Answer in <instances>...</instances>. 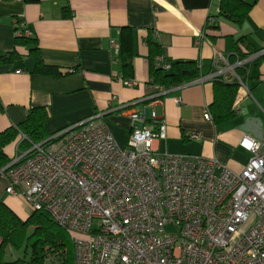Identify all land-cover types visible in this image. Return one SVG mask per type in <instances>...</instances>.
<instances>
[{"label": "crops", "instance_id": "crops-1", "mask_svg": "<svg viewBox=\"0 0 264 264\" xmlns=\"http://www.w3.org/2000/svg\"><path fill=\"white\" fill-rule=\"evenodd\" d=\"M220 2L0 0V57L16 52L13 61H0V133L17 128L34 108L47 111L51 133L105 112L115 141L127 147L132 132L142 127L130 114L144 108L146 128L156 127L150 118L153 110L167 126L166 140L154 142L158 153L214 159L220 165L217 175L224 167L240 173L250 158L240 142L245 137L264 139V57L247 78L251 96L244 98L238 86L234 103L241 99L242 113L220 124L205 119L206 113L212 115L214 81L198 79L165 89L151 77L150 42L160 50L157 65L195 62L210 65V73L216 51L235 63L243 54L264 48V0L240 22L221 17ZM64 10H70L69 17ZM211 17L218 23L208 24ZM16 32L30 34L27 39L36 42L46 65L75 72L59 78L34 73L33 45H20ZM126 63L132 65L131 75ZM131 81L135 84L129 86ZM16 141L6 148L10 157H15ZM7 187L1 179L0 202L18 216L23 207L31 215L23 199L8 194Z\"/></svg>", "mask_w": 264, "mask_h": 264}, {"label": "built area", "instance_id": "built-area-1", "mask_svg": "<svg viewBox=\"0 0 264 264\" xmlns=\"http://www.w3.org/2000/svg\"><path fill=\"white\" fill-rule=\"evenodd\" d=\"M262 57L264 48L231 63L216 51L213 72L200 80L231 81L250 97L247 78ZM240 102L235 114L242 113ZM105 115L32 144L0 170L8 194L32 212H48L71 234L74 264H264V139L245 137L240 146L250 154L247 165L217 175L214 159L158 153L154 142L166 140L167 126L154 110V129L145 127L146 109L130 114L142 127L125 149ZM205 119L211 121V113Z\"/></svg>", "mask_w": 264, "mask_h": 264}, {"label": "trees", "instance_id": "trees-1", "mask_svg": "<svg viewBox=\"0 0 264 264\" xmlns=\"http://www.w3.org/2000/svg\"><path fill=\"white\" fill-rule=\"evenodd\" d=\"M258 0H221L220 15L226 20L240 22L247 17L250 10ZM70 16V10H64V17ZM20 45L31 44L30 53L36 58L34 73L42 76L59 78L71 72H61L59 68L46 65L39 53L35 41L26 37L17 38ZM152 49L151 77L154 84L172 89L191 83L210 73V65L198 66L195 62H176L170 69L157 65L156 57H159L158 45L150 42ZM16 52L8 53L0 57L1 62H10L15 58ZM247 54H243L245 56ZM156 60V61H155ZM124 68L130 75L132 65L124 64ZM214 83L215 97L210 106L212 120L217 124L228 121L234 114L233 105L236 99L238 85L222 80ZM48 113L43 108L31 109L26 120L17 128L8 129L0 133V170L6 168L14 159L6 153V148L12 143L20 142L22 135L26 140L21 146L26 149L32 144H40L52 134L47 126ZM32 231L29 234V231ZM10 246L16 250L25 246L30 250V260L18 259L6 260V248ZM75 252L71 240V234L58 226L46 211L32 212L26 219H21L10 207L0 202V264H45L47 260L56 264H74Z\"/></svg>", "mask_w": 264, "mask_h": 264}, {"label": "rangeland", "instance_id": "rangeland-1", "mask_svg": "<svg viewBox=\"0 0 264 264\" xmlns=\"http://www.w3.org/2000/svg\"><path fill=\"white\" fill-rule=\"evenodd\" d=\"M119 147L121 148V149H125L126 147L124 146V145H122V144H119ZM26 151V148L25 147H22L21 145H19L18 147H17V150H16V152H15V157H17V156H20L23 152H25ZM1 179H5L6 180V178L4 177V176H1L0 177V180ZM24 207H23V209L21 208V212H20V214H19V217L21 218V219H25V217L27 216V215H29L28 213L26 214V212L24 211ZM167 231L169 232V231H172V229L171 228H168L167 229ZM31 230L29 231V234H31ZM26 247L27 246H25L24 248H22V249H18V250H16V249H14V248H12V247H10V246H8L7 248H6V251H5V254H6V260L7 261H15V260H18V259H26V260H30V250L28 249H26ZM57 263V261H55V262H51L50 260H47L46 261V263L45 264H56Z\"/></svg>", "mask_w": 264, "mask_h": 264}]
</instances>
